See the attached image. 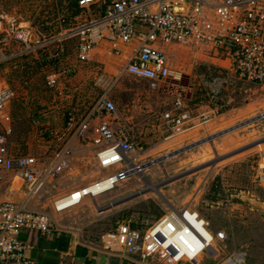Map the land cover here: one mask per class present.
<instances>
[{
  "label": "rangeland",
  "instance_id": "obj_1",
  "mask_svg": "<svg viewBox=\"0 0 264 264\" xmlns=\"http://www.w3.org/2000/svg\"><path fill=\"white\" fill-rule=\"evenodd\" d=\"M72 2L0 0V17H5L3 25L10 32L18 26L33 25L46 40H50L65 32L67 26H62L60 19L72 21L76 13ZM65 45L62 60L52 59L50 52L26 55L17 44L6 48L5 54L9 58L0 64V89L10 88L15 98L5 108V116L9 119L3 118L4 123L0 118V128L10 132L12 151L50 162L72 135L68 126L70 114L77 121L86 117L108 91L117 107L115 123L124 122V117L129 118L128 127L136 148L133 155L143 162L157 160L149 167L146 178L132 176L115 190L97 199L87 197L78 208L74 207L80 209V212L73 213L78 224L92 230H104L100 236L113 230L121 221L131 223L143 232L172 209V200L176 207H179L178 202H189L209 221L213 232L225 229L228 236L226 248L217 244L223 257L235 248L245 247L249 252L247 264H264V188L255 178L260 154L264 157L261 151V148L264 150V118L260 116L264 112V88L239 80L233 74L230 77L232 83L223 87L222 98L213 101L210 97L211 79L217 74L223 76V70L209 69L204 63L207 61L197 59L192 53H197L196 50H184L180 57L176 50L181 49L169 46L166 51L173 64L174 76L181 78L183 87L178 89L175 85L180 81L170 80L166 88L155 90L147 81L130 75L118 79L115 60L107 58L83 63L77 60L75 43L65 41ZM56 48L52 46L50 50L54 53ZM64 69H70L72 73L62 75L59 86L50 88L47 77L63 73ZM181 95L186 96L187 109L194 115L205 109H218L217 118L210 126L219 123L221 117L233 116V107L244 108L253 101L262 103L256 105L262 111L248 116L253 118L244 122L240 133H236L242 137L241 145L230 146L228 151L219 147L221 138L214 141L210 136L204 138L206 132L202 129L199 137L204 139L195 143L198 146L175 149L174 142L182 144L186 134L169 140L156 135L152 126L156 117L170 110L173 101ZM230 98L234 100L227 104ZM212 128L215 133L216 129ZM232 149L235 151L229 152ZM249 153L251 156L244 162L234 161ZM166 155L170 157L159 163ZM225 164L226 167L221 168ZM104 175L106 172L97 166L93 150L77 143L68 169L31 201L32 206L37 211L55 213V202ZM240 190L243 191L242 197L233 196L239 195ZM112 195L120 199L137 196L141 202L125 211L123 218L118 213H108L111 215L98 219L109 212L108 209L97 214L96 210L99 212L101 208L98 203H107ZM20 198L23 199V195ZM234 206L239 209L230 211Z\"/></svg>",
  "mask_w": 264,
  "mask_h": 264
},
{
  "label": "built area",
  "instance_id": "obj_2",
  "mask_svg": "<svg viewBox=\"0 0 264 264\" xmlns=\"http://www.w3.org/2000/svg\"><path fill=\"white\" fill-rule=\"evenodd\" d=\"M79 8L80 13L71 22L60 19L61 25L67 26L65 32L50 40L33 25L18 26L10 32L4 28L5 17L1 16L0 64L8 60L5 50L14 44L21 46L26 55L50 52L52 59L62 60L65 41H72L77 60L83 63L90 62L93 52L103 45L110 46L108 55L118 56L122 45H133L117 78L130 75L147 81L156 90L170 80L181 81L174 76L162 49L177 44L229 62L226 76L211 81L213 101L222 98L223 87L232 83L233 74L250 83L264 84V0H80ZM52 46L57 47L54 53ZM71 73L64 69L63 73L51 74L47 77L48 86L57 88L62 75ZM14 98L12 90H0V113ZM187 107L177 97L172 108L163 114L170 131L166 139L196 128L206 129L217 118L218 109H205L194 115ZM116 108L105 91L86 117L77 121L70 114L68 126L72 135L50 162L12 151L10 132L0 128V172L18 176L27 190L22 202L0 201V264L31 263L26 254L31 247L19 238L24 230L53 233L52 217L30 209L28 204L68 169L75 144L91 148L97 166L106 175L84 188L82 197L75 198L74 193L55 202L57 213L81 205L87 197L111 192L132 176L146 178L148 168L157 160L143 162L133 155L136 148L129 133L121 123H115ZM260 116L264 118V112ZM227 240L223 231L212 233L209 221L190 204L182 209L172 207L144 232L123 223L116 232L102 236L107 251H118L124 256L139 254L151 264H247L249 252L245 247L234 249L226 257L221 255L217 244Z\"/></svg>",
  "mask_w": 264,
  "mask_h": 264
},
{
  "label": "crops",
  "instance_id": "obj_3",
  "mask_svg": "<svg viewBox=\"0 0 264 264\" xmlns=\"http://www.w3.org/2000/svg\"><path fill=\"white\" fill-rule=\"evenodd\" d=\"M169 46L171 47L178 46L181 50H183V51L181 50L179 51L178 49L176 50L177 56H180V57L184 55L185 53L184 50L191 51L190 49L184 48L177 44H169V45L163 46L162 48L166 54H167L166 49ZM109 47L110 46L106 44V45L101 46L100 48H97L93 52L90 61H95L98 59H107V58L113 59L115 60V63H116L115 71L118 72L119 67H121L126 62L128 57L130 56L133 50V45H122L121 46L122 54L119 56L118 55H108L106 52ZM192 53L195 54L197 59H200L202 61H207L204 63H207V66L209 67V69L210 67H212L217 72L220 70H223V73H224L223 76L226 75L227 72L225 70L226 68L229 67V62L227 60H221L215 57H210L202 52H197V53L192 52ZM167 57H168L171 68H173L172 67L173 64L168 54H167ZM217 76H221V75L217 74L213 78ZM213 78L211 79V81L213 80ZM257 85L264 88V84H257ZM175 86L178 87V89H181L183 87L181 81L176 82ZM161 88L164 89L166 88V86L164 87L162 86L158 90H160ZM7 89H10V88H1L0 90H7ZM178 97H181L183 100L184 99L186 100V96L181 95ZM190 98L191 96H189L187 99L190 101L191 100ZM185 100H184L185 105H187ZM233 100H234L233 98H230L227 104H231ZM257 104H262V103L253 101L252 103H249L244 108L243 107L242 108L233 107L232 108V111L234 112L233 116H225L224 118L221 117L219 123H215L214 126H208L206 129H202L204 130V132H206V136L204 138L210 136L212 137L213 141L214 139L218 140L219 138H221L219 147H221L223 151H228L227 148L230 146H234L238 144L241 145L242 137L240 134L236 135V133L237 132L240 133V131L242 130L241 128L243 127L242 124L244 122L253 118V117H248V116H254L258 112L261 113L262 110L256 107ZM4 110L2 112H4ZM6 117L8 118V116ZM128 119L129 118L124 117V122L122 121L123 124L122 123L121 124L124 126L126 131L129 133L133 141L134 136L128 127V124H129ZM212 127L216 129L215 133L213 132L214 129ZM200 130L201 129L196 128L188 132L186 134V137L183 138L185 140H182V144L181 142H174L176 143L174 146H177L175 149L183 148L184 146H187L190 148H194V146H198L195 143L204 139L202 137H199ZM152 131L154 133L156 132V135L162 136L163 138H167L169 136L170 131L167 128V125L165 124L163 120V116L156 117V119L154 120V125L152 126ZM213 136H217V137L215 138ZM227 136H229L230 138H226ZM243 137L246 138L245 136ZM175 149H173V151ZM230 151L232 152L235 150L232 149V150H229V152ZM261 151L264 152L263 148H261ZM245 152H247V150ZM251 154L252 153L245 154L241 158H238L234 161L244 162V159H246L247 157H250ZM263 164H264V157L262 156V154H260V160L257 162L256 168H255L257 170L255 178H256V182L262 188H264V173L262 172ZM224 167H226V164L224 166H221V168H224ZM261 178H263V180H261ZM20 193H23V199L17 196V194H20ZM242 194H243V191L240 190L239 195L234 194L233 196L240 198L242 197ZM25 195H27V190H26L24 181L21 178L13 175L12 173L0 172V201L11 200V201L22 202L26 197ZM98 197L90 198V199H97ZM138 199L139 198H137V196H128L126 198L120 199L112 195L109 201L107 203H104L103 205H100L97 202L98 205L101 207L99 212L96 210L97 214L101 212L104 213L105 210L109 209V212L107 211L105 214H103V216H101L98 219H104L107 217L106 215L108 216L111 215L108 213H113V214L118 213V215H120L123 218L122 215H124L125 217V211L135 208V206L141 202ZM172 202H173L172 207L176 209H182L183 207H185V205H187V202L184 203L183 201V203L178 202L177 204H179V207H176L174 206L173 200ZM109 203L111 204L114 203L115 206L110 207L111 204ZM32 204H33L32 202L28 204L29 208L36 210L35 208H33ZM188 204H190L191 208L194 209L191 203L188 202ZM76 208L70 209L71 211L67 210L68 212L65 211L66 213L65 212H62V213L55 212L51 214L48 213L52 217V220L54 222L53 233L50 235L44 234L41 232L30 231V230H24L20 234L19 238L24 243L30 245L31 247L29 250H27V253H26L27 257L29 258L31 262L30 264H151L148 262H144L139 256V254H130V255L128 254L124 256V255H121V253H119L118 251H107L104 248V243L102 241V236L104 234L100 236V233L103 232L104 230H100V231L97 229L92 230L90 229L89 226H86L84 224L82 225L81 223L78 224L77 217L74 214L80 212V209H76ZM236 209H239V208L237 206H234L233 208L232 207L230 208V211H233V210L235 211ZM123 223H128V222L121 221L120 223L117 224V226L113 230L111 229L108 232H116L118 226ZM128 224H130L131 227L133 228V225L131 223H128ZM134 229H137V228H134ZM210 231L212 233H216L218 231H223L226 233L224 228L216 229L215 232H213L211 229ZM108 232L106 231V233ZM226 245H227V241L225 244H221L222 247Z\"/></svg>",
  "mask_w": 264,
  "mask_h": 264
},
{
  "label": "bare ground",
  "instance_id": "obj_4",
  "mask_svg": "<svg viewBox=\"0 0 264 264\" xmlns=\"http://www.w3.org/2000/svg\"><path fill=\"white\" fill-rule=\"evenodd\" d=\"M0 115H1L0 118H1L2 120H3V118L5 119L6 116H5V113H4V112L0 113ZM3 122L5 123L4 120H3ZM263 165H264V164H263ZM20 185H21V184H20ZM87 187H88V186H87ZM87 187H84V188H87ZM84 188H81V189H79V190H77V191L74 192V193H76L75 198H79V197H82V196H83L84 193H83L82 191H83ZM86 190H87V189H86ZM12 192H13V191H12ZM12 192H11V193H12ZM88 192H89V190H88ZM9 193H10V192H9ZM74 193H72V194H74ZM72 194H71V195H72ZM22 195H23V193L17 194L18 197H21ZM11 196H12V195H11ZM70 200H71V199H70ZM70 200H66V201H64V202H68V201H70ZM60 205H61V204H60Z\"/></svg>",
  "mask_w": 264,
  "mask_h": 264
},
{
  "label": "trees",
  "instance_id": "obj_5",
  "mask_svg": "<svg viewBox=\"0 0 264 264\" xmlns=\"http://www.w3.org/2000/svg\"><path fill=\"white\" fill-rule=\"evenodd\" d=\"M73 2H72V4L75 6V9H76V13H75V15H74V17L76 16V15H78L79 13H80V8H79V1L80 0H72ZM235 77L236 78H239L237 75H235ZM239 80H244V79H240L239 78ZM120 216V215H119ZM133 228H135V226H133Z\"/></svg>",
  "mask_w": 264,
  "mask_h": 264
},
{
  "label": "water",
  "instance_id": "obj_6",
  "mask_svg": "<svg viewBox=\"0 0 264 264\" xmlns=\"http://www.w3.org/2000/svg\"><path fill=\"white\" fill-rule=\"evenodd\" d=\"M180 153H181V152H177V153H174V155H178V154H180ZM169 157H170V156L168 155V156H166V157H164V158H161L158 162L162 164V163L164 162V160L167 159V158H169ZM154 164H155V163H154ZM113 206H115L114 203L110 205V207H113Z\"/></svg>",
  "mask_w": 264,
  "mask_h": 264
}]
</instances>
